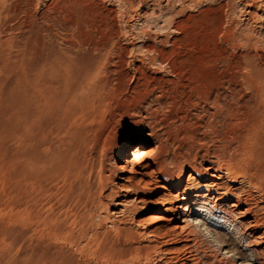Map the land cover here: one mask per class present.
<instances>
[{"label":"rangeland","instance_id":"obj_1","mask_svg":"<svg viewBox=\"0 0 264 264\" xmlns=\"http://www.w3.org/2000/svg\"><path fill=\"white\" fill-rule=\"evenodd\" d=\"M157 48L173 51L175 66L152 64ZM152 129L171 172L212 168L264 207V0H0V264H182L189 246V264H230L214 241L234 238L230 227L193 217L205 225L187 243L152 218L175 203L163 182L141 196L120 193L115 202L126 207L112 206L111 221L96 216L80 245L68 242L78 231L71 220L61 222L65 238H54L61 220L84 212L79 204L101 173L143 145L140 168L150 163L159 144ZM228 165L256 174L258 187L232 185Z\"/></svg>","mask_w":264,"mask_h":264},{"label":"bare ground","instance_id":"obj_2","mask_svg":"<svg viewBox=\"0 0 264 264\" xmlns=\"http://www.w3.org/2000/svg\"><path fill=\"white\" fill-rule=\"evenodd\" d=\"M108 46H106L103 49L104 51H106L107 54L111 52L110 51L111 48L109 49ZM154 50L158 53L157 54L158 58L152 59L153 61L152 64L156 62L163 64V62L166 61L168 65L175 66L176 62L172 60L171 58H168L169 56L174 55L173 51H167V50L158 49V48ZM176 56L179 57V55H176ZM100 59H101V56H99L97 59L98 63ZM189 60L190 59L188 58V59H185L183 62L187 63ZM103 67L104 66L102 65V68ZM231 79L229 80L230 82H231ZM146 87L148 88L149 85H147ZM151 92H154V90ZM149 93L150 92H148V94ZM141 95H140V98H141ZM164 96L165 95L163 94L162 97L160 96L156 97L151 93L149 94L148 99H152L153 103L161 102L162 105L168 106L170 103L166 102L167 100H165L166 98L164 99ZM145 100H147V98ZM150 135L155 137L157 140H159L158 147L156 151L154 152L153 156L151 157L150 163L146 166L144 165L142 169L140 168L143 165V163H145V161L149 158L148 156L149 153L148 154L146 153L147 147L143 145L135 153L133 160L124 162L111 175L106 177L102 173L101 174L99 173L100 180H98V183H96L97 185L94 184L95 186L93 187L91 186L89 190L87 191L88 199L85 201H81L79 204L81 205L80 206L81 208H84L83 210L84 212L82 214L80 213V215L78 216L76 215L72 219L67 217L66 219H63V221L58 220L60 221V226L56 230L53 231L54 238L55 239L65 238V237L62 238V235L65 231L66 226L65 224L61 225V222L64 223L65 221V223L66 222L68 223V221L71 220L73 227H78V231H76L77 233L75 235L74 234L70 235V238H68L69 240L68 242H70L72 245H75V246L80 245L81 242L84 241L85 236H87L86 235L88 234L87 232L91 229H94V226H96L94 224V218L96 216L99 218H102L101 215L102 213L105 212L106 217L104 219L105 221H109L110 220L109 219L110 209L112 208V206H120L123 208L126 207L124 202H117V203L115 202L118 199L120 193L121 194L123 193L124 197H128L134 192H136V195H139V193H142V192L146 193V191L150 190V188L155 183L163 182L161 186L159 185L160 189L173 188L174 190L177 191L176 195L172 197L175 200V203L174 205L170 207L168 205L163 204L164 205L163 209H159L155 213L156 215L152 217L154 220H156L157 222H163V221L168 222L169 224L173 226L172 231L174 233H177L185 242L190 243L191 241H193L192 240L193 235L196 236L198 233H200L201 227H199V225L200 223H203V221H199V219H197L195 223V221L192 220L193 217L209 215L214 221L218 223H222L225 226L230 227L235 234L234 238L227 239L228 232L225 235L223 234L221 235L218 232L220 235L217 234L214 240L218 245L217 248L219 249V251L224 252V250L226 249L227 252L223 256L227 259V261H229L230 264H238L240 261H241V264H251L250 259L247 257V255L243 251L240 250L241 245H245L246 248H248V250H250V252L253 254L255 264H264L262 261L264 259V219H263L264 217H261V215L259 214L263 206L261 205L262 206L261 207L260 203L257 202V200H255L256 198H254L255 197L253 196L254 194L253 195L251 194L253 192L249 193L248 191L249 189L247 190L248 191L247 192L244 190H238L234 187H225L224 186V179H225L224 176L215 174L216 172H214L212 168H204L202 171H198L197 169H194L191 175L189 176L187 175L186 168H183L180 170L178 175L174 174V172H171V170L169 169L170 167L168 166L166 155H163L162 153L166 147L165 141L163 143V141L159 138V135L153 129ZM127 157L128 155H125V153L123 152L121 158H127ZM236 166L235 167L231 165L226 166L225 173L232 185H237L240 182L244 183L245 181L250 186L258 187L256 183V180H257L256 174L255 176L249 170L244 169V168H236ZM118 174H129L130 175V177L126 179V182L128 183V185L118 188L114 184L113 178L117 177ZM199 174H202L201 178L198 177ZM186 176H188L187 183L186 185H184V182H186ZM197 179L200 181L196 182ZM204 181H207L210 183L202 184V182ZM139 196H141V194ZM211 202H214L215 204H219L218 209L223 211V214H224L221 218L219 217V215H217L214 209L216 208L215 205L213 206L214 208H211L212 206L209 207V204ZM178 213H179V217H176ZM163 214H169V217L164 218L162 217ZM39 215L40 214H38V216ZM235 215H239L238 219L246 220L245 223L242 221L241 222L238 221L237 218L235 219ZM39 219L41 218L39 217ZM56 220L57 219H55V221ZM203 225L205 224L203 223ZM216 228L218 229V227ZM221 229H223V227ZM125 230L126 229L117 228L116 232L118 233L125 232ZM260 233H262V235H260ZM121 234L124 235V233H121ZM126 235L127 234H125V236ZM106 236H107L106 230L102 232L101 234L97 233L94 236V238H92L93 243L94 244L101 243L102 241H104ZM253 246H257V248H263V250L256 249V248L254 250H251ZM187 249H188V253H187L188 257L185 259L183 258L184 263L182 261V264H187L189 260H191L190 258L193 259V257L196 256L195 254H193L194 252L193 250L195 249L192 250L191 246H189ZM121 251H122L121 252L122 254H128L132 252L128 248L121 249ZM147 252H149V250ZM197 264H201L200 260L197 261ZM208 264H213V263H208Z\"/></svg>","mask_w":264,"mask_h":264}]
</instances>
